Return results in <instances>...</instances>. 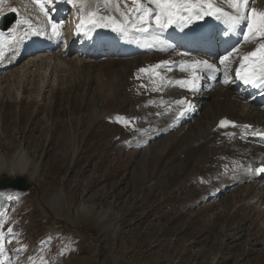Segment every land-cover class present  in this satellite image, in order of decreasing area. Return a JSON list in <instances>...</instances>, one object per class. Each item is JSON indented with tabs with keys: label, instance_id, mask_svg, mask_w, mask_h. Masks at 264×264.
<instances>
[{
	"label": "rangeland",
	"instance_id": "rangeland-1",
	"mask_svg": "<svg viewBox=\"0 0 264 264\" xmlns=\"http://www.w3.org/2000/svg\"><path fill=\"white\" fill-rule=\"evenodd\" d=\"M38 69L30 75L32 81L23 82L21 102L19 83L12 80L1 89L6 81L0 80V156L10 158L22 142L30 161L41 164L27 192L0 193V205L9 202L5 215L0 208V230L6 237V254L0 252V260L6 256L12 264H264V185L259 198L251 199L256 194H250L253 187H246L247 181L208 197L211 187L220 182L228 186L236 177L221 180L217 157L226 166L229 151L220 147L208 153L203 144L179 154L189 140L166 136L151 148L128 149V142L141 138L137 134L152 128L148 123L134 127L143 116L133 115L137 100L128 96H142L134 91L135 72L118 76L117 83L97 92L95 102L81 106L82 80L74 83L60 73L55 78L51 74L49 85L43 84L46 78ZM69 91L76 95L73 100ZM144 106L141 101V109ZM53 136L57 139L47 140ZM179 157L186 163L181 167ZM230 161L234 163L235 156ZM10 175L0 171V178L23 174ZM60 191L64 198L58 196L61 200L52 204ZM106 210L113 211L114 219H102ZM108 219L112 223L105 227ZM51 226L62 234L47 236L45 230Z\"/></svg>",
	"mask_w": 264,
	"mask_h": 264
},
{
	"label": "bare ground",
	"instance_id": "bare-ground-1",
	"mask_svg": "<svg viewBox=\"0 0 264 264\" xmlns=\"http://www.w3.org/2000/svg\"><path fill=\"white\" fill-rule=\"evenodd\" d=\"M142 2L146 4L147 0H142ZM216 3L228 6L224 3V0H216ZM129 4L131 6L128 9ZM5 6L6 8L2 12L1 10ZM147 6L154 7L152 5ZM136 7L137 5L133 3V0H119L118 3L117 0H111L108 4H105L104 0H71V2L70 0H0V11L2 12L0 16H8L12 13L16 17L15 21L7 29L3 30L0 28V80L4 79L6 81L1 85V89L5 88V84L8 82L13 83L12 80H15L20 85V89H18V93H20L18 102L23 101V82L28 78H31L32 81V76L30 75L34 74L32 73L34 69L39 68L38 71L42 70L44 73L43 78H46L43 84L50 82L48 80L51 74L55 78L60 73L61 75L63 74L62 78L67 76L74 83L82 80L84 86L82 85L79 98L84 103L81 106H85L95 102L98 91L111 86L113 81L117 83L118 76L129 77V72H135L136 79L134 78L133 81L135 80L134 84L137 87L133 89L135 93L139 92L142 96H137L136 94L128 96L134 97L137 100L131 109L133 115L135 116L139 113L143 114V116L139 117L142 120L138 119V125L135 124L134 127H144L147 126L146 123L152 126L151 131L145 130L147 132L137 134L139 137L144 138V141L142 140L139 144H135V147H149L155 140L164 138V135L169 134L166 136V139L172 137L173 141H180L184 137L186 140H189L187 141V145L180 150L179 154L182 152H186L187 154L193 149H200V146L203 144L206 146L208 153L218 152L217 149L220 147H223V151H229L232 155L225 153L227 161L233 160L236 154H242V157L236 158V160L239 159L240 162L245 163L244 171L246 174L237 173L240 162L238 165L231 166V169L236 171L230 173L236 175L234 181L228 186L224 183L225 185H220L219 188H213L211 195L216 196L221 193H228L230 190H233L234 186L240 185L246 177L247 181H249L248 183H250L246 187H253L250 194L257 195L252 196L251 199L253 197L259 198L262 193L261 186L264 185V177L261 180L250 181L253 178V174L247 173V169L248 163L252 161V157H254V160H264V142L258 141L257 138L259 133L257 128L264 125V90L256 94H250L242 83H235L233 73L238 63L242 60L243 53L245 54L247 50L251 52L254 48L264 44V37H253V34L248 31L247 23L245 22V28L237 41L227 48L226 51L223 52L221 49L217 51L218 57L212 64H215L219 71L205 75L201 80V90L197 92V98H194L195 102L191 105L190 110L185 113L182 119H177L175 109L180 106V103H177L178 101L175 100L177 89L168 83L173 74L168 64H174L177 70V60L190 59L189 56L183 54L184 47L188 46L185 50L191 51L190 56H206L203 51L207 50L208 46L205 44L193 45L189 49L191 43L177 42L174 32L165 33L154 29L155 27L147 32L141 31L135 19L137 13L134 9ZM248 9L249 14L250 9L264 12V0H249ZM87 10H95L96 12L107 14L106 17L114 16L116 19L124 17V19H121L125 24L124 34L128 37L133 36L134 42L140 39V43L136 47L137 51L122 55L119 52L121 45L108 47L100 39L99 35L89 31V27L82 28L87 30V35L79 37L76 34V29L73 30L72 25H78L79 23L76 14L84 13ZM51 22H56L59 25L58 30L65 32L67 35L64 44L43 52H37L30 45H26L24 48L18 45L19 42L22 43L24 41L26 31L31 27L38 25L47 31H52ZM106 23H109V21H102L101 25L104 26ZM133 25H136V27ZM245 34H247V39L245 38ZM144 49H148L149 54H142L141 52ZM233 49H236V51L233 52ZM23 50L29 51V53L23 57V60L19 64L14 67L12 65L9 68H3L4 64L8 60H11L12 53L15 52L17 54ZM229 52H232V56L229 57V60L225 64H221L220 58L226 56ZM162 62L168 63L163 64ZM256 64L257 66L259 65L258 60ZM141 69L145 71H140ZM228 71H231V75L228 74ZM7 73L9 76H4ZM86 84L88 85L86 86ZM68 95L72 100L76 97L71 91L68 92ZM141 101L145 103L144 109H141ZM227 111L235 114H229ZM99 114L105 116L104 112H98ZM224 115L237 119L240 122L253 123L254 126L250 130L236 128L230 131L226 137H223L221 133L219 134V131H214L213 129L218 118ZM170 123H173L172 127H170ZM246 135H252V138L246 140ZM54 138L57 139V136H53V139L47 140L52 141ZM137 138H133L132 140L136 141ZM203 140L204 142H202ZM19 144L18 149L10 158L0 156V171H7L13 176L16 172H19L29 175L31 178H36L41 164L39 161L31 162L24 143L20 142ZM182 158H178L180 167L186 164ZM63 195V191H60V193H57L52 198L51 203L54 204L56 201L58 203L64 198ZM211 195L210 197H215ZM58 196H61V199ZM230 196L233 197L234 195L231 194ZM1 208L3 211H7L9 202L4 200ZM111 213L113 211L106 210V212L102 213L103 218H101L103 220L107 217L112 218L110 216ZM112 219H108V222L104 226H110Z\"/></svg>",
	"mask_w": 264,
	"mask_h": 264
},
{
	"label": "snow or ice",
	"instance_id": "snow-or-ice-1",
	"mask_svg": "<svg viewBox=\"0 0 264 264\" xmlns=\"http://www.w3.org/2000/svg\"><path fill=\"white\" fill-rule=\"evenodd\" d=\"M104 2L108 4L111 0H104ZM118 2L119 0H117V3ZM133 3L137 5L134 9L137 13L135 19L141 31L147 32L153 27L163 31L172 26H187L192 24L194 20L213 17L216 20H224L229 25V30H235L246 22L248 31L253 34V37H264V12H257L255 9H250L249 14V0H224V3H226L232 11H225L224 8L216 6V0H147L146 4L143 3L142 0H133ZM147 5H152L154 7ZM41 7L43 10V5ZM117 10L119 9L117 8ZM13 11H15V9H13ZM105 20L109 21L114 31L125 30V24L119 22L114 16H101L97 19L95 12L88 13V22L93 25H97ZM83 23L84 21L82 20L81 24ZM133 26L136 27V25ZM51 29L53 34L58 38L60 35L58 30L59 25L56 22H51ZM245 38L247 39V34H245ZM169 47H171V45H169ZM235 51L236 49H233V52ZM231 56L232 52H229L226 56H222L220 58V63L225 64ZM256 60L259 61L258 66ZM162 63L167 64L168 62ZM194 63L203 64L204 70L209 73L219 71L215 64H210L207 61H196ZM241 68L243 69V73L241 72ZM241 68L236 70L237 75L245 83H252L254 85L264 84V44L258 46L254 51L242 58ZM140 71L145 70L141 69ZM179 83L183 84L186 82ZM192 90H195L194 83L192 85ZM177 103L180 102L178 101ZM230 123L233 122L221 120L220 126L226 127ZM255 171L257 173L264 172V167L257 168ZM7 232L11 233L12 228L9 227ZM5 241V233L0 230V252L5 250ZM0 264H4V262L0 260Z\"/></svg>",
	"mask_w": 264,
	"mask_h": 264
},
{
	"label": "water",
	"instance_id": "water-1",
	"mask_svg": "<svg viewBox=\"0 0 264 264\" xmlns=\"http://www.w3.org/2000/svg\"><path fill=\"white\" fill-rule=\"evenodd\" d=\"M31 187V184L27 181V178L23 176L10 178L4 177L0 179V190L14 189L20 191H27Z\"/></svg>",
	"mask_w": 264,
	"mask_h": 264
}]
</instances>
